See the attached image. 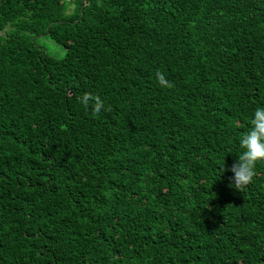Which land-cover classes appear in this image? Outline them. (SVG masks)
I'll return each mask as SVG.
<instances>
[{
    "label": "trees",
    "instance_id": "16d2710c",
    "mask_svg": "<svg viewBox=\"0 0 264 264\" xmlns=\"http://www.w3.org/2000/svg\"><path fill=\"white\" fill-rule=\"evenodd\" d=\"M259 107L264 0H0V264H264Z\"/></svg>",
    "mask_w": 264,
    "mask_h": 264
},
{
    "label": "clouds",
    "instance_id": "9594fccd",
    "mask_svg": "<svg viewBox=\"0 0 264 264\" xmlns=\"http://www.w3.org/2000/svg\"><path fill=\"white\" fill-rule=\"evenodd\" d=\"M156 78L162 87H174V85L159 71L156 72ZM79 99L85 106H88L89 101H94V116H98L103 108V102L98 96L94 97L85 93L83 97ZM250 124L251 127L249 131L240 137V147L243 149L242 154L239 155L230 169H225L224 165L222 167V172L228 170L234 174L230 178L234 181L233 184H230V187H234L241 192L252 182L256 175L255 169L257 163L264 162V107H259L255 110Z\"/></svg>",
    "mask_w": 264,
    "mask_h": 264
},
{
    "label": "rangeland",
    "instance_id": "374dc122",
    "mask_svg": "<svg viewBox=\"0 0 264 264\" xmlns=\"http://www.w3.org/2000/svg\"><path fill=\"white\" fill-rule=\"evenodd\" d=\"M39 42L43 43L45 42V46L47 47V49L52 52V53H56V51H59L60 54H62V51H60V47L57 46L56 44H54L52 41L50 40H39Z\"/></svg>",
    "mask_w": 264,
    "mask_h": 264
}]
</instances>
